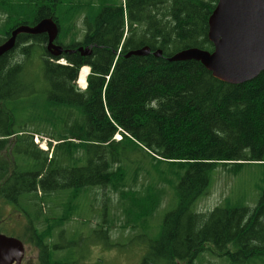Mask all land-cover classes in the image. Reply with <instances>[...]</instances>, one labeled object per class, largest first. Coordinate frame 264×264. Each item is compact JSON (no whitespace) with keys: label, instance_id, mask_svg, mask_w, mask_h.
<instances>
[{"label":"trees","instance_id":"obj_1","mask_svg":"<svg viewBox=\"0 0 264 264\" xmlns=\"http://www.w3.org/2000/svg\"><path fill=\"white\" fill-rule=\"evenodd\" d=\"M217 3L0 0V46L16 28L46 18L59 25V44L66 50L92 46L89 56L56 58L45 47V34H19L15 48L0 57V198L26 213L25 233L40 250L41 264H76L57 238L66 236L64 227L81 199L97 200L101 191L106 208L94 233L113 247L115 225L132 232L125 240L146 244L140 264H212L207 256L220 264L264 263V72L232 85L201 62L168 61L189 48L213 52L209 19ZM82 18L86 34L77 42ZM144 47L152 53L126 57ZM36 49L44 61L46 117L35 110L28 123L38 121L36 127L17 130L6 102L37 92V81L27 78ZM18 51L24 60H15ZM157 51L163 56L155 57ZM61 59L67 64L57 63ZM84 66L91 73L82 91L76 81ZM57 110L65 115L57 116ZM35 135L51 140L47 151ZM248 166L261 169L258 196H230L212 211L197 209L220 168L237 176ZM66 192L61 212L52 213L55 198ZM25 199L33 214L22 205ZM166 200V214L154 229Z\"/></svg>","mask_w":264,"mask_h":264},{"label":"rangeland","instance_id":"obj_2","mask_svg":"<svg viewBox=\"0 0 264 264\" xmlns=\"http://www.w3.org/2000/svg\"><path fill=\"white\" fill-rule=\"evenodd\" d=\"M79 27L80 32H82L83 27L81 23L79 24ZM82 37L83 36L81 35L80 40ZM70 41L72 40H66L64 45H69ZM41 54L42 50L36 49L30 61L28 60L29 64L27 67L28 80L35 79L37 81V92L30 98L6 102L7 108L10 109L14 114L16 121L15 127L17 130H25L30 127H36L35 124L38 121L34 120L28 123V119L30 118L31 114L35 112V110L38 111L36 112V115L42 116L43 120L46 117L41 107L44 105V100H46L47 97V84L44 77V61L41 57ZM15 60L22 61L24 60V56H22L18 51L15 53ZM65 62V60L61 59L57 63L64 64ZM78 82H76L78 88H80L82 91H85L86 89L81 88ZM37 106L39 108L35 109ZM55 114L57 116L60 114L65 115L59 110H57ZM60 126V124L57 125L58 130L61 129ZM48 131L51 132L50 130ZM43 138H45V136ZM119 138L120 137L117 134L116 139L119 140ZM43 143L44 140H41L39 145L41 146ZM260 171L261 169L257 166H248L239 175L234 176L228 174L222 168H220L215 174L212 188L210 189L209 193L200 200L197 205V209L201 212L212 211L225 198L230 196L233 198H249V196H252V194H256L258 196L259 192H257L256 187L260 182ZM69 196L70 194L66 192L55 198L57 207L51 205L52 213L59 214L61 212L60 206L69 199ZM97 197V200H94V197L92 196L81 199V207L79 211L72 219L71 223L64 227L67 233L66 236L61 241L60 238H57L56 243L60 248H62L61 246H69L70 251L65 253L67 255H71L73 263L76 264H140L142 256L146 251V244L137 241L134 237L130 240H125L127 237L133 234L132 232L129 230L122 231L119 228V224L118 226L115 225L110 233V241L112 244L118 245L113 247L102 243L99 240L98 235L94 233L95 229L97 228V224L102 221L101 214L106 208L104 202L105 196L103 195L102 191ZM111 198H113V196H111ZM168 204L169 200L163 202L156 219L151 224L152 228L156 229L158 224L162 222V219L166 214ZM22 205L25 207L27 212L30 211L31 214L34 213V208L26 199ZM246 206H249L250 209H253L256 204L252 203V201H249ZM43 209L46 212L47 206L43 205ZM115 213L116 210L113 209L112 215L114 216ZM16 215H19L20 217L16 218ZM28 224V217L23 211L22 207L6 202L0 198V232L21 239L25 246L26 256H32L35 259V264H39L40 253L38 254V252L34 250L36 246H34L30 241V232L26 231L25 233V228ZM156 237L157 231H154L152 238ZM70 242L73 243L69 244ZM207 259H209L212 264L221 263L219 258L207 256ZM205 262L206 263L204 264H208L207 261ZM255 264L264 263L257 261Z\"/></svg>","mask_w":264,"mask_h":264},{"label":"water","instance_id":"obj_3","mask_svg":"<svg viewBox=\"0 0 264 264\" xmlns=\"http://www.w3.org/2000/svg\"><path fill=\"white\" fill-rule=\"evenodd\" d=\"M19 34H47L46 49L56 58L75 52L55 43L59 26L53 19L46 18L33 27L16 28L0 46V57L15 48ZM208 37L214 45L213 52L189 48L169 57L168 61L201 62L216 79L228 84L252 82L264 72V0H218L209 19ZM90 50L88 47L78 49L83 56L89 55ZM151 53L150 48L144 47L126 57H144ZM153 55L163 56L161 51ZM24 255L25 246L21 239L0 233V264H22Z\"/></svg>","mask_w":264,"mask_h":264},{"label":"flooded vegetation","instance_id":"obj_4","mask_svg":"<svg viewBox=\"0 0 264 264\" xmlns=\"http://www.w3.org/2000/svg\"><path fill=\"white\" fill-rule=\"evenodd\" d=\"M79 24L81 23V25H82V32H80L79 34H78V39H77V42H81L82 40H83V38H84V36H85V34H86V27L84 26V21H83V18H82V20L81 21H79L78 22ZM60 29V28H59ZM59 35H60V30H59ZM83 36L82 37V39L80 40V36ZM45 37H46V44H45V47H47V42H48V35L47 34H45ZM55 43L57 44V45H60L59 44V36H58V38L56 39V41H55ZM61 46V45H60ZM65 50L67 49V48H65L64 46H62ZM92 47V46H91ZM91 47L90 46H88V48H90L91 49ZM78 49H79V47H78ZM78 49H69V50H73V51H75V52H73V53H66V54H75V53H77V52H79L78 51ZM90 53H89V55H91L92 54V50H90L89 51ZM63 55H65V54H63ZM89 55H87V56H89ZM16 218H18V217H20L19 215H16L15 216ZM1 233V232H0ZM2 234H4V233H2ZM5 235H7V236H9V237H15V236H12V235H9V234H5ZM34 250L35 251H37L38 252V254L40 253V250L38 249V248H34ZM34 258L32 257V256H26V254L24 255V257H23V260H22V264H35V262H34ZM39 264H41V261H40V259H39Z\"/></svg>","mask_w":264,"mask_h":264},{"label":"bare ground","instance_id":"obj_5","mask_svg":"<svg viewBox=\"0 0 264 264\" xmlns=\"http://www.w3.org/2000/svg\"><path fill=\"white\" fill-rule=\"evenodd\" d=\"M89 67H84L80 71L79 82L83 87L87 84V78L89 76Z\"/></svg>","mask_w":264,"mask_h":264},{"label":"built area","instance_id":"obj_6","mask_svg":"<svg viewBox=\"0 0 264 264\" xmlns=\"http://www.w3.org/2000/svg\"><path fill=\"white\" fill-rule=\"evenodd\" d=\"M35 142L36 143H40V138L38 136L35 137ZM44 143H46V140L44 141ZM43 146V145H42Z\"/></svg>","mask_w":264,"mask_h":264}]
</instances>
